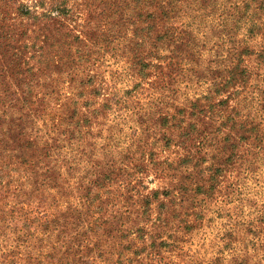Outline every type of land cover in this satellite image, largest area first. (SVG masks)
<instances>
[{
	"label": "rangeland",
	"instance_id": "obj_1",
	"mask_svg": "<svg viewBox=\"0 0 264 264\" xmlns=\"http://www.w3.org/2000/svg\"><path fill=\"white\" fill-rule=\"evenodd\" d=\"M0 264H264V0H0Z\"/></svg>",
	"mask_w": 264,
	"mask_h": 264
}]
</instances>
